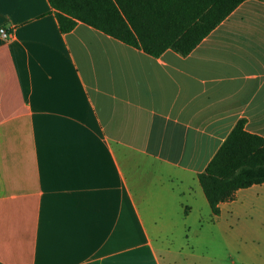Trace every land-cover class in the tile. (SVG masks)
<instances>
[{"label":"crops","instance_id":"0c3cea01","mask_svg":"<svg viewBox=\"0 0 264 264\" xmlns=\"http://www.w3.org/2000/svg\"><path fill=\"white\" fill-rule=\"evenodd\" d=\"M0 28V264H176L198 209L264 214V184L215 215L198 178L240 119L264 137V0L188 55L63 33L49 0H0Z\"/></svg>","mask_w":264,"mask_h":264},{"label":"trees","instance_id":"16d2710c","mask_svg":"<svg viewBox=\"0 0 264 264\" xmlns=\"http://www.w3.org/2000/svg\"><path fill=\"white\" fill-rule=\"evenodd\" d=\"M245 0H49L60 31L86 23L128 45L160 56L188 55ZM212 213L239 189L264 184V137L240 119L198 175Z\"/></svg>","mask_w":264,"mask_h":264},{"label":"rangeland","instance_id":"374dc122","mask_svg":"<svg viewBox=\"0 0 264 264\" xmlns=\"http://www.w3.org/2000/svg\"><path fill=\"white\" fill-rule=\"evenodd\" d=\"M210 212L208 206L198 209L186 221L191 230L164 238L176 264H264V214L244 219L225 213L217 220ZM199 215L204 217L201 225Z\"/></svg>","mask_w":264,"mask_h":264},{"label":"built area","instance_id":"2783aa9c","mask_svg":"<svg viewBox=\"0 0 264 264\" xmlns=\"http://www.w3.org/2000/svg\"><path fill=\"white\" fill-rule=\"evenodd\" d=\"M0 34L4 37L9 36V33L7 32V30L5 28H0Z\"/></svg>","mask_w":264,"mask_h":264}]
</instances>
